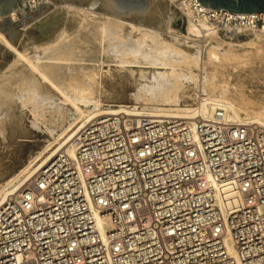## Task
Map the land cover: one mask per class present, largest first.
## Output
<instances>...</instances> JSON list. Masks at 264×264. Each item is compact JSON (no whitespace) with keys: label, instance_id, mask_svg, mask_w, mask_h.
I'll use <instances>...</instances> for the list:
<instances>
[{"label":"built area","instance_id":"2783aa9c","mask_svg":"<svg viewBox=\"0 0 264 264\" xmlns=\"http://www.w3.org/2000/svg\"><path fill=\"white\" fill-rule=\"evenodd\" d=\"M173 4L204 34L264 35V13ZM0 264H264V126L96 117L0 205Z\"/></svg>","mask_w":264,"mask_h":264},{"label":"rangeland","instance_id":"374dc122","mask_svg":"<svg viewBox=\"0 0 264 264\" xmlns=\"http://www.w3.org/2000/svg\"><path fill=\"white\" fill-rule=\"evenodd\" d=\"M94 1L90 0L86 6H79L72 3H61L60 0H58V4H54L51 0H47L46 3L51 5L52 8L29 23L26 24L28 12L23 16H18L14 11L15 19H12L14 22H18L20 25L18 29L22 30L14 47L19 51H24L31 57L37 54L35 61L39 62L38 65L49 71V73L54 71V66L61 59L55 53L58 47L54 44L58 38L64 36V44L71 48L70 56H64L65 59H73L82 55L81 60H70V65L80 75H82L80 70L83 72L84 69H88L92 74L94 73L93 83L95 82L92 91L87 90V94L85 90L86 97L90 101L82 102L83 104L79 103L83 111H91L94 106L100 110L125 109L128 111L133 110V108L141 111L173 109L175 107L197 108L204 98L218 99L221 95L218 89L219 84L226 82L230 84L228 98L239 102L238 106L242 111L240 114L242 118L244 117V112L250 117L264 114V69L262 68L264 66H261L257 60L253 61L254 64L251 66L238 67L236 69L230 67L225 74L216 73V75H213L209 66L204 67V69L201 66L195 67L193 61L188 58L189 61L191 60V64L187 61L189 65H182V69H178L179 66L171 67L176 72L179 70V73L175 74L178 77L176 76L177 79L175 78L174 80L178 82H176L178 85L171 81L177 87L181 86L176 97L178 102H173V96H170L167 101L161 102L156 100L145 89H140V86L151 82L154 67L138 66V64L130 65L129 62L133 58L128 55L125 57L124 52L125 54L128 52L117 48V46L112 50V53L109 47L118 45V42L112 39L111 36H107L110 33L105 32L107 25H104L102 19L109 16L108 21L112 25L115 23L113 25L117 31V35L114 34L115 38L119 36L118 29H121L119 27L123 26L127 31L131 30V27L134 29L131 30L134 31L132 33H135L136 29L141 27V31L149 33V30L142 28L146 27L154 30L159 40L166 44H172L177 47L193 45L197 52H201L205 46L204 49L206 51L208 48L219 51L221 49L231 50L232 47H235L239 52L250 51L253 59H257L256 57L260 54V57L264 56L262 52L257 53L250 46L263 47L264 35L244 33L227 39L222 34L202 33L197 37L189 35V37L187 36L188 39H185L188 22L186 23L182 13L174 6L173 0H154L165 31L92 10L90 6ZM1 19L0 17V21ZM133 37L135 36L133 35ZM138 38L141 40L140 34ZM0 45L7 49L2 43ZM10 52L12 53V51ZM122 53L123 55H120ZM112 56L113 59H110ZM14 58V53H12L9 63L0 71V76L3 73H7V75L5 74L6 76H9L8 74L13 75V73L21 69L18 66L8 71V68L15 64ZM114 59L117 60V63H114ZM143 72L145 73V78L139 77ZM206 75L215 84L216 88L214 91L204 89V78ZM15 89L10 87L9 90L0 92V95L2 94L0 102L2 100L3 103L6 94L10 93L9 95L11 96L16 94L15 91L17 89ZM240 95L243 96L242 100ZM54 99L55 105L45 104L34 108L29 104L24 107L22 106V101L12 97L9 103L0 106L1 189L5 187V183L16 177L22 169L27 167L40 152L43 153L49 144L52 147L51 149H54L65 138V130L77 115L70 106L62 104L57 98ZM250 122L254 121L251 120ZM80 124L81 122L76 124L73 130L78 129ZM50 151H45L42 156H46Z\"/></svg>","mask_w":264,"mask_h":264},{"label":"bare ground","instance_id":"6f19581e","mask_svg":"<svg viewBox=\"0 0 264 264\" xmlns=\"http://www.w3.org/2000/svg\"><path fill=\"white\" fill-rule=\"evenodd\" d=\"M108 17L109 16H106L102 19L104 25L105 26L107 25L105 32L110 33L107 36H111L112 39L118 42V45L109 47L110 51H112L117 46V48H121L124 51L128 52L126 54L124 52L125 57H127L126 55H128L129 57L133 58V60L129 62L130 65L138 64V66L140 65L153 66L154 72L151 76V82L146 85L140 86V89H145L156 100H160L161 102H165L170 98V96H173L174 97V98L172 97V99H174L173 102L176 103L177 93L180 90L181 86L177 87L176 85H174V83L177 82V81L175 82L174 80L177 76L175 74L179 73L178 72L179 70H177L176 72L174 69H171V67L179 66L178 67L179 69L182 67V65H189L187 64L188 63L187 61H189V59L193 61L195 67L201 66L204 69V67L209 66L211 68L210 72L213 75H216V73L225 74L226 70L230 67L232 69H236L238 67L251 66L252 64H254L253 61L255 60H257L261 66L262 65L264 66V56L260 57L261 54L256 57L257 59H253L251 57L250 51L239 52L235 49V47H232L231 50L221 49L219 51L218 50L216 51L213 48H208V50L206 51V49H204L206 46L202 48L203 50L201 52H197V49H195L193 45L192 46L183 45L181 47H177L172 44H166L165 42H161L158 36L155 34L154 30L146 27H142V28L149 30L150 31L149 33L141 31L140 30L141 27L139 29L136 27L137 29L135 33H132L134 31L131 30L134 29L131 27H130L131 30L129 31H127L126 28H124L123 26H122L123 28L119 27L121 28L118 29L119 36L118 38H115L114 34L117 35V31L113 26L115 23L112 25L110 21H108ZM9 18L11 20L15 19L14 11L10 12ZM187 22L188 24L186 27L185 39H188L189 35L190 36L193 35L194 37L195 36L197 37L202 34L200 29H198L194 24H192L190 21ZM139 34L141 40H139L138 38ZM133 35L135 37H133ZM181 38L183 37L181 36ZM63 40H64V36L58 38L56 43L54 42L55 43L54 45L58 47L57 50H55V53H57L60 56L59 59L60 58L61 59L60 62L54 66V71H52V73L50 72L51 73L50 74L49 71L45 70L43 67L38 65L39 62L37 63L35 61V59H37L36 56L37 54L35 55L36 57L35 56L31 57L28 56L24 51L22 52L17 50L6 40L4 35L0 33V43H2L9 51H12V53H14L15 56L14 58L15 64L9 67L8 71L17 68L18 66L21 68L20 70H18V72L13 73V75L8 74L9 76H6L7 73H3L0 76V92L9 90L10 87L17 89V91H15L16 94L12 96L9 95L10 93L6 94L5 98L3 99V103L2 100L0 102V106L9 103V100H11L12 97H16L20 101H22L23 102L22 106L25 107L26 105L29 104L34 108L37 106H43L45 104L55 105L56 103L54 98H57L62 102V104L66 106H70L72 109H74L77 115V117L72 120L73 122L68 125L64 134L65 138L63 137L64 139L62 140L61 143H58V146L56 148L51 149L52 147L49 144L46 147V150L44 149V152L51 150L46 156H42L44 152L43 153L40 152L27 167L22 169V171L16 177L11 179L9 182L5 183L4 185L5 187L2 186L3 188L2 189L0 188L1 189L0 205L7 198V196L18 194L21 191L23 185L37 171H39L48 162V160H50L57 154L62 153L70 157H73L74 138L77 134V131H79L85 123L90 122L99 116L116 114L119 110L127 111L133 115L149 114L159 118L192 119L195 116L208 117L214 110L220 109L223 111L226 119L234 124L256 123L261 126H264V114H259L257 116L250 117L248 116V114L244 112V117L242 118L240 116L242 111L238 106L239 102L232 101L228 98V93L230 91V84L226 82L219 84L218 89L221 95L218 99H214L210 97L204 98L203 101L199 103V106L197 108L175 107L173 109L172 108L157 109V110L152 109L147 111L145 110L141 111L133 108V110L128 111L125 109L100 110L96 106H94L93 110L85 112L80 108L79 103L90 101L89 99H87L86 96L88 94L87 90L92 91L93 89L95 83V82L93 83L94 73L92 74L91 72H89L88 69L86 70L84 69L83 72L82 70H80L82 74L80 75L78 72L72 69V65H70L71 64L70 60L71 61L81 60L82 55L81 57L79 56L73 59H65L64 56H70L69 53L71 52V48L67 47L64 44ZM250 46L253 47L254 51H256L257 53L262 52V54H264V46L263 47H258L254 45H250ZM118 52H122V51H118ZM120 55H123V53ZM110 59H113V56ZM190 61L189 63L191 64ZM114 63H117V60H115ZM262 68L264 69V67ZM144 74H145L144 72L142 75L139 74L140 75L139 77L145 78ZM204 79H205L204 89H206L207 91L208 90L214 91L216 87L213 81L209 79L207 75ZM171 81L172 82L174 81V83L172 84ZM0 96H2V94ZM82 96L83 98H81ZM240 99L241 100L243 99L242 95H240ZM4 101L6 102L4 103ZM251 120L254 122H250ZM80 122L81 124L79 128L78 129L75 128L76 130H73L74 126ZM226 243L230 249L229 241L227 240Z\"/></svg>","mask_w":264,"mask_h":264},{"label":"water","instance_id":"95a60500","mask_svg":"<svg viewBox=\"0 0 264 264\" xmlns=\"http://www.w3.org/2000/svg\"><path fill=\"white\" fill-rule=\"evenodd\" d=\"M25 0H0V32L6 39L16 46L22 30L17 21L9 18L11 11L16 10V5L22 3L25 12ZM58 4V0H51ZM61 3H72L86 6L90 0H60ZM36 2V10L28 11L26 24L40 16L50 8L47 3ZM204 8L211 10L224 9L233 14L264 13V0H197ZM90 9L115 17L133 21L142 25L165 31L154 0H95ZM12 53L0 45V71L9 63Z\"/></svg>","mask_w":264,"mask_h":264}]
</instances>
